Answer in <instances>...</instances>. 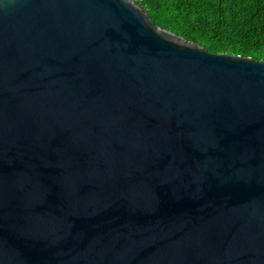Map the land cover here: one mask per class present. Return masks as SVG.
I'll use <instances>...</instances> for the list:
<instances>
[{
  "label": "water",
  "instance_id": "95a60500",
  "mask_svg": "<svg viewBox=\"0 0 264 264\" xmlns=\"http://www.w3.org/2000/svg\"><path fill=\"white\" fill-rule=\"evenodd\" d=\"M0 264H264V58L0 0Z\"/></svg>",
  "mask_w": 264,
  "mask_h": 264
},
{
  "label": "trees",
  "instance_id": "16d2710c",
  "mask_svg": "<svg viewBox=\"0 0 264 264\" xmlns=\"http://www.w3.org/2000/svg\"><path fill=\"white\" fill-rule=\"evenodd\" d=\"M150 21L213 53L264 58V0H132Z\"/></svg>",
  "mask_w": 264,
  "mask_h": 264
}]
</instances>
